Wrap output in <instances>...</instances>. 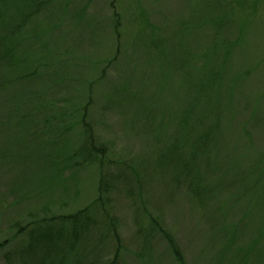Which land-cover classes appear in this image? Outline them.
I'll return each instance as SVG.
<instances>
[{"label":"rangeland","instance_id":"obj_1","mask_svg":"<svg viewBox=\"0 0 264 264\" xmlns=\"http://www.w3.org/2000/svg\"><path fill=\"white\" fill-rule=\"evenodd\" d=\"M13 40L0 264H37L31 228L60 229L101 174L108 217L64 264H264V0H47ZM175 152L197 155L201 192Z\"/></svg>","mask_w":264,"mask_h":264},{"label":"trees","instance_id":"obj_2","mask_svg":"<svg viewBox=\"0 0 264 264\" xmlns=\"http://www.w3.org/2000/svg\"><path fill=\"white\" fill-rule=\"evenodd\" d=\"M10 2H13L15 5L16 14L9 15L7 11H3L1 12L2 20L0 22V29L2 30L0 32V52H2L1 55L4 61L7 62L12 57L11 49H13L14 44L6 43L13 42V38L16 37L22 26L28 22V19L40 8L47 6V0H23L20 1V4H17L18 0L17 2L16 0H11ZM120 36L116 35L118 39H120ZM168 156L170 157V155ZM172 158L175 160V166L178 168L179 181H181L179 183L184 189H187L190 193L191 191L193 193L201 192L204 185L203 183L200 184L201 180L195 177L199 170L197 155L192 152L184 159L180 153L175 152ZM99 161L103 164L104 159L100 157ZM183 180H185L184 183L182 182ZM114 184L116 183L109 182L106 175L101 174L98 185V196L77 212L62 216L59 222L60 225L58 226L61 227L60 229L47 224L48 227L40 228L35 234L34 231L36 230L31 228L33 234L30 241H28L26 250L34 253L39 251L41 257L37 264H64L68 254L75 250L77 239L81 236L82 232L86 231L89 227L99 224L97 218L100 213L103 212L108 217L106 199L110 193V187H115ZM105 219L108 222V219ZM112 220L111 230L116 235L115 218H112ZM101 224L104 227V221ZM39 227L40 225H37V228Z\"/></svg>","mask_w":264,"mask_h":264}]
</instances>
